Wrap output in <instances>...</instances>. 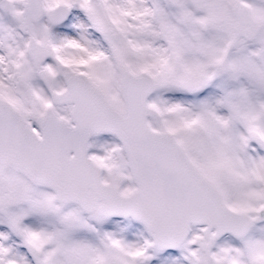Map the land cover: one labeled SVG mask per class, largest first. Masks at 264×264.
Here are the masks:
<instances>
[{"label": "snow or ice", "instance_id": "1", "mask_svg": "<svg viewBox=\"0 0 264 264\" xmlns=\"http://www.w3.org/2000/svg\"><path fill=\"white\" fill-rule=\"evenodd\" d=\"M0 264H264V0H0Z\"/></svg>", "mask_w": 264, "mask_h": 264}]
</instances>
